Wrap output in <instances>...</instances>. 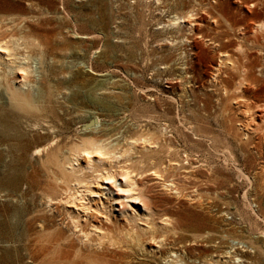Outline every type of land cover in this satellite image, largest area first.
Masks as SVG:
<instances>
[{"label":"rangeland","instance_id":"374dc122","mask_svg":"<svg viewBox=\"0 0 264 264\" xmlns=\"http://www.w3.org/2000/svg\"><path fill=\"white\" fill-rule=\"evenodd\" d=\"M210 1L202 0L211 13L203 14L204 22L212 17L235 23L264 20V0ZM193 5L200 14L193 0H186L178 11ZM173 9L146 7L141 0H0V14L27 17L30 33L47 42V54L52 52L47 65L32 58L30 68L37 81L36 95L44 93L43 66L53 69L59 103L52 106L64 135L74 137L84 131L86 121L98 119L97 135L114 134L122 141L125 135L163 130L172 157L188 165L184 159L188 155L191 186L186 190L198 186L193 199L178 202L158 187L152 189L160 200L154 211L169 216L180 228L179 237L168 246L179 249L176 252L186 262L264 264V141L256 138L244 146L227 131L228 119L235 126L237 110L222 117L215 102L217 90L206 81L212 55L208 40L199 59L193 55L189 59L194 82L181 79L185 72L180 55L188 47L180 41L181 34L161 32ZM259 80L264 84V76ZM260 93L263 99L264 86ZM0 101L5 103L1 93ZM3 120L14 121L7 115ZM36 140V136L30 139L29 145ZM6 143L0 141V264H32L25 250L30 192L24 180L18 192L9 183L13 174L28 171L30 175L31 163ZM193 233L202 237L194 239ZM145 247L134 246L128 255L114 259L117 264H163L160 253L147 251L150 244ZM5 254L7 260L2 259Z\"/></svg>","mask_w":264,"mask_h":264},{"label":"bare ground","instance_id":"6f19581e","mask_svg":"<svg viewBox=\"0 0 264 264\" xmlns=\"http://www.w3.org/2000/svg\"><path fill=\"white\" fill-rule=\"evenodd\" d=\"M193 1L199 5L200 14L194 12V5L178 11L186 0H141L146 7L174 8L161 32L181 34L180 41L188 47L180 55L185 72L181 79L194 82L189 59L192 55L199 59L207 46L205 40L212 44L211 50L206 48L212 54L206 81L217 90L215 102L222 117H227L231 109L237 110L235 126L232 128L228 119L227 131L244 146H250L256 138L264 141V98L260 93L264 84L258 83L264 76V20L235 23L212 17L204 22L203 14H211L209 8L202 5V0ZM18 16L0 14V93L5 98V103L0 101V141H6L21 157L28 156L27 163H31L30 175L23 171L9 179L14 192L19 191L21 180L27 182L31 196L25 209L29 261L117 264L115 257L128 255L134 246L146 250V244H150L147 251L160 253L163 264H203L183 261L176 252L179 249L168 246L179 237L180 228L169 216L157 214L153 206L160 201L153 187L173 195L178 202L194 196L198 186L186 190L191 186L187 181V168L192 164L188 155L184 158L188 165L173 158L170 139L163 130L125 135L122 141L114 134L97 135L98 119L86 121L84 131L74 137L64 135L52 106L59 103L52 83L56 77L53 69L43 66L44 93L36 95L37 81L30 68L32 58L47 65V55L52 52L47 54V42L30 33L27 17ZM5 112L14 121L5 122ZM164 125L166 130L168 124ZM30 133L37 137L33 145L28 143L35 138L28 137ZM192 237L202 236L193 233ZM8 258L9 254L2 257Z\"/></svg>","mask_w":264,"mask_h":264}]
</instances>
